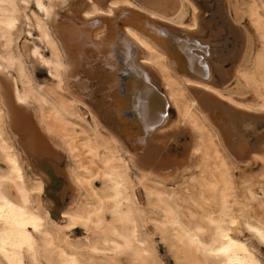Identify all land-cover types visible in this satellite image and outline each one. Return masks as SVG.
Instances as JSON below:
<instances>
[{
	"label": "bare ground",
	"instance_id": "obj_1",
	"mask_svg": "<svg viewBox=\"0 0 264 264\" xmlns=\"http://www.w3.org/2000/svg\"><path fill=\"white\" fill-rule=\"evenodd\" d=\"M54 1L36 0L42 15L31 17L21 14L19 0H0V160L6 166L0 170V264H42L41 258L46 264H83L79 247L60 237L64 228L78 225L99 231L89 248L94 256L109 250L128 255L130 264H158L142 231L131 166L158 212L150 221L178 263L264 264L236 233L242 223L264 246L256 193L249 187L242 198L236 193L232 170L240 165L231 155L247 150L233 108L253 109L239 101L246 90L255 94L254 110L264 112V0H235L233 6L236 21L246 15L254 32L235 70L238 90L213 84L206 57L212 32L200 20L205 0ZM66 2L62 14L55 12ZM241 5L246 10L238 12ZM21 18L34 22L50 49L49 58L38 47L33 53L56 83L53 91L34 86L27 74L14 36ZM171 108L194 134L191 155L203 156L192 178L200 187L198 212L190 211L189 218L177 194L162 183L172 174L157 172L165 162L152 160L165 146L160 129ZM51 137L75 165L69 177L78 194L87 192L80 207L73 202L61 209L49 197L50 185L61 184L55 174L60 153ZM138 161L155 170L140 168ZM97 178L106 184L104 193L94 189ZM35 195H44L45 207ZM51 213L61 214L66 225Z\"/></svg>",
	"mask_w": 264,
	"mask_h": 264
},
{
	"label": "rangeland",
	"instance_id": "obj_2",
	"mask_svg": "<svg viewBox=\"0 0 264 264\" xmlns=\"http://www.w3.org/2000/svg\"><path fill=\"white\" fill-rule=\"evenodd\" d=\"M47 1L48 0H45V2ZM84 1L88 0H81L82 3ZM239 1L241 4L242 0ZM35 2L36 0H19V5L22 8L21 14L27 13L28 16H31L32 13H37L42 15L37 9ZM67 4L68 2L63 4L60 8L56 7L54 9L55 12H60L62 14L66 9ZM235 4L238 5L235 0H205L203 6L199 9L202 14L200 20L203 23V26L210 28L212 32V42L209 48L210 53L208 54L210 57H208V55L206 57L213 70V84L215 83V87L218 86V88L226 87L232 89L236 88V90H238L236 84L237 80L235 79V70L240 63L241 57H243L247 50L248 39L254 34V32L246 15H243L241 21H236L233 7ZM232 7L233 9L231 11L230 8ZM238 8V12L246 10V6L241 5ZM43 19H45V17H43ZM188 22H190V16L186 19V23ZM33 25V21L29 23L25 18H21L20 24H18V29L14 31L18 50L20 49L19 52L22 56V61H24L25 68L27 69L26 71H28L27 74L33 81L34 86L42 85L46 91H53L56 83L50 78L47 66L41 61H38L33 51L35 47H38L40 53L46 58L51 56V52L50 49L39 40V32ZM1 48L2 47L0 46V50ZM208 58H210V60ZM9 70L11 77H17L15 69ZM157 82L160 86V82L158 80ZM160 88L163 89L162 86H160ZM87 91H91V89H88ZM246 91H248L247 94ZM246 91L245 95L239 98V101L253 109L247 110L232 106L236 112L234 115L236 116L234 117L235 122H237V126L240 127L242 134L244 133L243 137L247 143V150L242 153V155L231 154L240 165V168L232 170V177L236 193L241 198L245 195V191L248 187L253 189L256 193L258 205L255 212L264 218V209H262L264 203V163L258 161L256 158V155L264 157V112L254 110L256 109L254 106L258 104L255 99V94L251 89ZM194 94L196 96L200 95L196 91ZM98 95H100V93H98ZM31 108L32 110H36L34 104L31 105ZM79 113L85 121L88 123L92 122L90 116L85 110H81ZM161 129L160 132L162 134L164 133L163 135L166 141L165 146L160 149L161 152L157 153V156L152 160L165 162L162 166L158 167L160 169H158L157 172L172 174L171 177L164 179V182L162 183L165 185L166 189L177 194L181 211L185 217L189 218L188 214L190 211L195 213L198 212L196 204L200 201V187H198V182L192 180V178L194 176L196 177L199 170L202 168L203 156L200 153L194 156L191 155V148L196 139L189 128L180 122L178 113L174 108L170 109V115L162 125ZM51 139L55 143V148H57L60 153L57 165L58 169L55 171V174L61 181V184H59V186L56 185L57 187L50 185L51 192L49 193V197L53 198V200H58L61 209H66L73 202H75L74 207H80L87 200V192L82 191L81 194H78L72 179L69 177V170L74 169L75 165L64 148L60 146L61 144L52 137ZM138 163L140 168L153 169V165H143L141 161H138ZM5 168L6 166L4 162L0 160V170H4ZM130 168L131 179L133 181L137 201L140 209L144 212L142 215V231L150 238L155 247L157 263L180 264L175 260L168 243L162 239L159 231L155 229L154 224L150 221V219H156L158 217V212L146 196V192L140 180L139 171L132 166ZM154 181L159 180L155 179ZM148 183L152 185L151 182ZM93 186L99 193H104L106 191V184L101 178L94 180ZM149 187L151 188L152 186ZM205 196L208 197V194ZM35 201L39 203L42 208L45 207L44 195H35ZM53 216L51 217L55 218L57 221L54 219L52 220L56 221L57 224H61V226L66 225V221L62 219L61 214ZM104 217L107 221L112 220L109 210L105 211ZM236 233L241 236L242 239L251 244L264 263V246L258 244V241L247 233L242 223H239L236 227ZM60 235V237H63L70 243L79 247L81 262L83 264H89V262L94 260L114 264H130L128 255H125L123 252L113 255L109 250H106L96 256L89 252L90 246L96 242L99 236V231L93 226L86 227L78 225L71 229L64 228L63 233ZM111 258H113V260ZM41 263L46 264L44 258H41Z\"/></svg>",
	"mask_w": 264,
	"mask_h": 264
}]
</instances>
